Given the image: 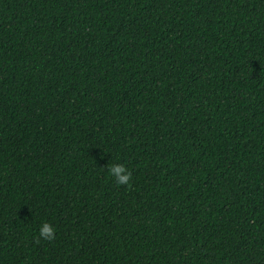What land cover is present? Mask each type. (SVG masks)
Wrapping results in <instances>:
<instances>
[{
	"label": "trees",
	"instance_id": "16d2710c",
	"mask_svg": "<svg viewBox=\"0 0 264 264\" xmlns=\"http://www.w3.org/2000/svg\"><path fill=\"white\" fill-rule=\"evenodd\" d=\"M0 264H264V0H0Z\"/></svg>",
	"mask_w": 264,
	"mask_h": 264
},
{
	"label": "clouds",
	"instance_id": "9594fccd",
	"mask_svg": "<svg viewBox=\"0 0 264 264\" xmlns=\"http://www.w3.org/2000/svg\"><path fill=\"white\" fill-rule=\"evenodd\" d=\"M109 175L114 177L118 185L131 183V172L123 164H113L109 168ZM39 237L46 240L55 239V228L47 222H43L39 228Z\"/></svg>",
	"mask_w": 264,
	"mask_h": 264
}]
</instances>
